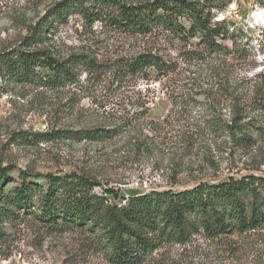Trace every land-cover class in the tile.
Instances as JSON below:
<instances>
[{
    "label": "rangeland",
    "instance_id": "rangeland-1",
    "mask_svg": "<svg viewBox=\"0 0 264 264\" xmlns=\"http://www.w3.org/2000/svg\"><path fill=\"white\" fill-rule=\"evenodd\" d=\"M60 1L0 0V51L19 45L28 29ZM223 16L247 33V52L257 64L253 73L263 71L264 7L257 0H230L216 15ZM53 26L47 41L35 48H48L59 60L81 55L97 67L79 65L75 80L57 87L0 82V166L15 168L7 190L16 185L18 170L82 174L100 185L97 192L113 189L120 197L264 175V112L247 111L239 123L244 125L243 139L239 134L232 139L224 129L207 128L208 107L196 103L206 104L203 99L173 106L171 96L180 89L171 92L152 71L122 84L104 71L143 51L159 49L167 58L175 57L180 43L172 36L118 33L78 15ZM219 107L222 123H228L230 103ZM99 129L110 137H85L86 131ZM0 264L110 263L90 235L50 232L23 217L0 224ZM144 264H264V231L215 239L196 235L184 245L164 243Z\"/></svg>",
    "mask_w": 264,
    "mask_h": 264
},
{
    "label": "trees",
    "instance_id": "trees-1",
    "mask_svg": "<svg viewBox=\"0 0 264 264\" xmlns=\"http://www.w3.org/2000/svg\"><path fill=\"white\" fill-rule=\"evenodd\" d=\"M223 1L62 0L28 29L19 45L0 51V82L57 87L73 82L79 65L96 69L84 56L59 60L48 48H35L47 41L54 23L63 24L70 15L141 38L166 33L180 43L175 57L167 58L159 49L143 51L104 71L119 84L152 71L171 92L182 90L172 94L173 106L201 98L206 104L196 103L208 107L207 128L224 129L232 139L242 135V140L244 125L239 123L247 111L264 112V70L253 73L257 64L247 52V33L225 16L217 19L230 2ZM257 1L264 7V0ZM228 102L232 117L222 123L219 106ZM85 137L101 141L110 136L99 129L86 131ZM14 170L0 166V224L30 217L50 232L86 233L110 264H144L162 244L184 245L196 235L215 239L264 231V175L120 197L113 189L97 192V182L74 172L18 170L16 185L7 190Z\"/></svg>",
    "mask_w": 264,
    "mask_h": 264
}]
</instances>
